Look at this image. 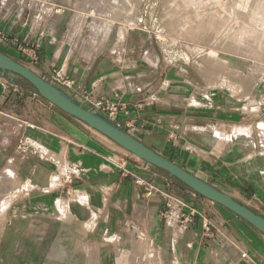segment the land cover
<instances>
[{
  "label": "crops",
  "instance_id": "crops-1",
  "mask_svg": "<svg viewBox=\"0 0 264 264\" xmlns=\"http://www.w3.org/2000/svg\"><path fill=\"white\" fill-rule=\"evenodd\" d=\"M19 11L17 0L0 3V30L18 41L0 42L1 52L21 58L40 77L63 66L74 80L71 93L90 98L118 93L127 104L128 116L143 123V127L128 131L130 134L264 216V151H249L247 164L200 152L199 141L184 135L188 131L185 114L176 120V108L148 102L143 97L148 90L136 91L131 85L139 84L148 74L139 58L130 64L111 62L90 43L84 49L78 46L79 34L72 46L63 44L67 13L51 14L44 20L46 35L41 40L39 61L32 63L17 47L24 38L32 41L38 36L33 27L29 30V25H22L24 15ZM51 36L56 42L50 41ZM3 79L0 77V168H16L21 181L29 184L14 192L9 199V218L0 220L21 224L15 227L18 231L8 246H0V264H18L16 257L22 255L19 264H79L86 245L99 244L106 255L113 250L110 244L134 227L145 229L158 244L153 249V264H177L176 259L182 264H264V234L244 219L176 184L169 175L86 124L81 127L77 124H83L81 121L54 105L37 100L22 82L5 84ZM137 101L142 102L139 108ZM28 123L34 128L27 127ZM173 127L177 130L170 131ZM254 139L250 137L249 142L255 144ZM21 140L35 152L20 156L15 148ZM36 142L44 144L51 157ZM57 142L63 146L62 153ZM60 160L65 162L64 168ZM61 170L70 173L67 191L60 189L57 172ZM148 182L175 192L196 211L186 230H179L175 220L163 223L165 201L145 196L144 184ZM200 214L211 222L210 233L203 231Z\"/></svg>",
  "mask_w": 264,
  "mask_h": 264
},
{
  "label": "rangeland",
  "instance_id": "rangeland-1",
  "mask_svg": "<svg viewBox=\"0 0 264 264\" xmlns=\"http://www.w3.org/2000/svg\"><path fill=\"white\" fill-rule=\"evenodd\" d=\"M21 3L34 12L43 9L47 19L58 6H74L68 18L76 16L79 32L101 56L119 64L144 62L148 74L131 85L148 90L143 95L148 102L176 108V120L185 114L184 135L199 141L200 152L247 164L249 151H264V0H17ZM36 144L45 152L44 144ZM58 148L62 153L60 142ZM59 163L64 168L65 162ZM28 184L16 168H0V220H8L9 199ZM20 225L0 222V246H8ZM155 242L134 227L113 241L106 255L99 244L86 245L79 264H153ZM23 258L16 257L18 264Z\"/></svg>",
  "mask_w": 264,
  "mask_h": 264
},
{
  "label": "water",
  "instance_id": "water-1",
  "mask_svg": "<svg viewBox=\"0 0 264 264\" xmlns=\"http://www.w3.org/2000/svg\"><path fill=\"white\" fill-rule=\"evenodd\" d=\"M0 77H5L7 81L12 83L20 79L25 81L33 87L40 97L64 113L104 135L136 158L166 171L170 177L177 178L193 192L223 206L264 234V216L261 213L146 146L132 134L115 125L83 96L73 94L69 90L45 80L28 66L1 51Z\"/></svg>",
  "mask_w": 264,
  "mask_h": 264
},
{
  "label": "built area",
  "instance_id": "built-area-1",
  "mask_svg": "<svg viewBox=\"0 0 264 264\" xmlns=\"http://www.w3.org/2000/svg\"><path fill=\"white\" fill-rule=\"evenodd\" d=\"M2 0H0L1 3ZM20 7V14L24 15L23 18V26L29 25V30L33 27L35 29L36 35L38 36L32 41H28L24 38L22 43L18 44V51L20 53L25 54L29 57L32 63H36L39 61V49L41 47V40L46 35V30L42 26L44 20L47 19V14L44 12L43 9H37V11L31 10L28 6H23V4H18ZM22 6V7H21ZM75 7L66 8L62 6H58L53 9V15H61V14H75ZM71 12V13H70ZM50 15V14H49ZM76 17V16H75ZM75 17L67 18L65 24V36L63 38V44L65 46H72L71 42L75 38L76 35L79 34L80 44L78 46L82 47L83 49L87 47V36L79 32V28L76 26ZM46 18V19H45ZM48 20V19H47ZM89 27V26H86ZM13 41L17 43V40L9 39L8 36L0 30V42H9ZM51 42H56V38L54 36L50 37ZM45 80L59 86L65 88L69 91L73 90L74 88V80L70 78V76L65 72L63 66L54 67L47 77H42ZM31 94L34 98L40 101H44L36 91H31ZM75 94V93H73ZM86 100L90 102V104L98 109L103 115H105L109 120H111L115 125L122 128L125 131H129L127 128H133L136 126L143 127L142 122H137L136 118L128 116V108L127 104L119 99V94L114 93L111 96H101L98 98H90L88 95H82ZM142 103L136 104V107H141ZM123 116H122V115ZM29 128H34L33 124H26ZM16 151L20 156H24L28 152H35V149L25 140H21L16 145ZM58 177L60 178V189H64L65 191L68 190L67 184L71 183V177L69 176L70 173L67 170H61L57 172ZM136 183H141L142 181L139 179H135ZM145 186V196H159L163 198L165 201V211L163 213L164 218H174L177 227L179 230H186L190 224L193 222L196 211L193 208L187 206L182 199L173 196L169 191L162 190L155 186L154 184L148 182L144 184ZM201 227L204 232L210 233L212 229V224L208 220L205 215H201Z\"/></svg>",
  "mask_w": 264,
  "mask_h": 264
},
{
  "label": "trees",
  "instance_id": "trees-1",
  "mask_svg": "<svg viewBox=\"0 0 264 264\" xmlns=\"http://www.w3.org/2000/svg\"><path fill=\"white\" fill-rule=\"evenodd\" d=\"M28 84V83H27ZM29 85V87H31L32 89H33V87L30 85V84H28ZM34 90V89H33ZM35 91V90H34ZM158 170H160L161 172H163V173H165L166 175H168V173L166 172V171H164V170H162V169H159V168H157ZM173 180H174V182L176 183V184H178V185H180V186H182V187H186V188H188V189H190L189 187H187L184 183H182L181 181H179L177 178H175V177H171ZM191 190V189H190Z\"/></svg>",
  "mask_w": 264,
  "mask_h": 264
},
{
  "label": "bare ground",
  "instance_id": "bare-ground-1",
  "mask_svg": "<svg viewBox=\"0 0 264 264\" xmlns=\"http://www.w3.org/2000/svg\"><path fill=\"white\" fill-rule=\"evenodd\" d=\"M4 180V179H3Z\"/></svg>",
  "mask_w": 264,
  "mask_h": 264
}]
</instances>
